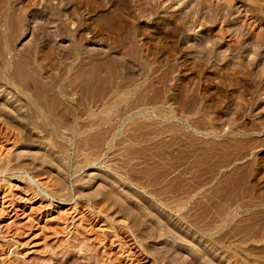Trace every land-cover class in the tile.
<instances>
[{
    "label": "rangeland",
    "instance_id": "rangeland-1",
    "mask_svg": "<svg viewBox=\"0 0 264 264\" xmlns=\"http://www.w3.org/2000/svg\"><path fill=\"white\" fill-rule=\"evenodd\" d=\"M0 264H264V0H0Z\"/></svg>",
    "mask_w": 264,
    "mask_h": 264
}]
</instances>
